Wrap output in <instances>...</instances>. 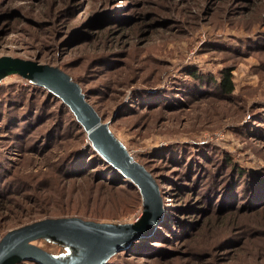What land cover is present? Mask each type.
<instances>
[{
    "label": "rangeland",
    "instance_id": "1",
    "mask_svg": "<svg viewBox=\"0 0 264 264\" xmlns=\"http://www.w3.org/2000/svg\"><path fill=\"white\" fill-rule=\"evenodd\" d=\"M2 57L76 84L111 150L155 177L166 216L107 264H264V182L249 196L239 185L205 199L181 181L187 149L201 163L207 154L209 168L229 154L252 175L264 171V0H0ZM228 65L232 96L189 75ZM69 103L45 78L0 67V242L47 218L121 233L154 213L149 196L132 194L134 181L92 155L96 139ZM36 113L24 128L12 121ZM107 254L51 232L3 264H86Z\"/></svg>",
    "mask_w": 264,
    "mask_h": 264
},
{
    "label": "water",
    "instance_id": "2",
    "mask_svg": "<svg viewBox=\"0 0 264 264\" xmlns=\"http://www.w3.org/2000/svg\"><path fill=\"white\" fill-rule=\"evenodd\" d=\"M0 67H17L34 73L56 84L60 90L69 96V100L80 116L82 122L90 128L96 139L99 152L107 158L123 174L136 183L150 199L154 201V213L140 226L129 225L121 233L112 232L104 227L86 222L80 218H47L35 223L25 225L10 231L0 242V264L26 242L41 234L62 232L82 238L89 243L103 247L107 250L120 248L127 245L132 239L139 238L142 233L151 231L160 221L163 210L160 203L157 185L149 175L142 170L128 166L111 150L112 145L99 125V119L92 110L85 97L72 83L63 76L55 73L45 65L19 58L2 57ZM93 135L91 136L93 138ZM94 139V138H93ZM131 227V228H130ZM88 244V243H87ZM29 252V251H28ZM27 255V254H26ZM34 257L35 253L29 252L27 256ZM56 264V263H52ZM94 264V263H92Z\"/></svg>",
    "mask_w": 264,
    "mask_h": 264
},
{
    "label": "trees",
    "instance_id": "3",
    "mask_svg": "<svg viewBox=\"0 0 264 264\" xmlns=\"http://www.w3.org/2000/svg\"><path fill=\"white\" fill-rule=\"evenodd\" d=\"M234 67L231 66H226L224 68H221L219 71L218 75H203L201 78L200 74L196 70H190L189 75L193 76L194 78H198L199 81L203 85H205L207 82L210 83V85H213L221 94L225 96H232L235 92L236 89V84L234 80V74H233ZM201 78V79H200ZM76 86V84H74ZM170 93V92H169ZM5 94V92H4ZM68 105L72 112L75 114L76 117H79L77 114L76 110L72 106L71 103ZM25 106V104H23ZM21 108V107H20ZM96 115L99 116L96 110H93ZM40 113V111H39ZM15 115V114H13ZM39 114L31 115L29 119H22L16 117L15 119H12V121L19 119L18 122H15V124L19 125L21 128L25 127V123L30 122L34 117H36ZM12 117V116H10ZM9 117V118H10ZM101 117V116H99ZM80 121L82 122L81 118L79 117ZM83 123V122H82ZM93 151L92 155L97 156L98 158L102 159V161L106 162L107 165L110 167H115L110 161L107 160L106 157H104L98 150L97 146L93 144L92 148ZM78 149L77 151H79ZM186 152V161L184 164L186 174L181 178V181L184 184H187L188 181H190L194 185H198V190H201L203 195L205 196V199H210V195H218L220 199H223L226 195L225 192L226 190H231L233 192H237L238 186L243 185L242 191H244V195L249 196L251 193L255 192L256 188H258V185L264 182V171L255 174H251V172L246 168L238 164L233 157H231L229 154L228 155H221L218 156L217 158L214 156L216 165L211 168L208 167L206 163V157L208 156L207 154H203L204 156V162L201 163L199 158L198 160H191V153L194 152L191 150H188ZM210 152H214V150H208ZM217 155V154H216ZM213 156V155H211ZM198 164V165H197ZM116 168V167H115ZM147 171V170H146ZM147 173L153 178L152 174L147 171ZM252 175V176H251ZM155 179V177H154ZM239 183V184H237ZM128 186V184H127ZM139 189V190H138ZM254 189V191L248 192L249 190ZM134 195H143L145 196V192L138 186L136 190L132 192ZM163 216H166V213L163 210ZM84 220V219H82ZM86 221V220H84ZM90 222V221H86ZM146 222V221H145ZM236 223H240V221H236ZM156 227V226H155ZM154 227V229H156ZM163 227V226H162ZM214 231V230H212ZM154 232V231H153ZM153 232H151L153 234ZM51 233V232H50ZM150 233V234H151ZM47 234V233H46ZM44 234H41L39 236H36L32 238L31 240H34L38 237L43 236ZM30 241V240H29ZM136 241V238L132 239L127 245H125L123 248H114V249H109L107 256H101L100 258H93L86 264H107L111 261V258L117 255L119 250L121 249H128L131 247ZM26 259L34 261L35 259L32 258L31 256H28ZM21 261H18L16 264H19ZM84 264V263H82Z\"/></svg>",
    "mask_w": 264,
    "mask_h": 264
},
{
    "label": "built area",
    "instance_id": "4",
    "mask_svg": "<svg viewBox=\"0 0 264 264\" xmlns=\"http://www.w3.org/2000/svg\"><path fill=\"white\" fill-rule=\"evenodd\" d=\"M139 219H140V216H137V217L135 218V221H137V220H139ZM135 221H134V222H135Z\"/></svg>",
    "mask_w": 264,
    "mask_h": 264
},
{
    "label": "bare ground",
    "instance_id": "5",
    "mask_svg": "<svg viewBox=\"0 0 264 264\" xmlns=\"http://www.w3.org/2000/svg\"><path fill=\"white\" fill-rule=\"evenodd\" d=\"M121 251V250H120ZM123 251V250H122Z\"/></svg>",
    "mask_w": 264,
    "mask_h": 264
}]
</instances>
